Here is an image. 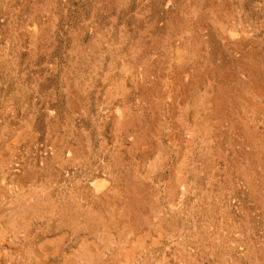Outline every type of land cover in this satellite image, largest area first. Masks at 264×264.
Listing matches in <instances>:
<instances>
[{
	"label": "rangeland",
	"instance_id": "374dc122",
	"mask_svg": "<svg viewBox=\"0 0 264 264\" xmlns=\"http://www.w3.org/2000/svg\"><path fill=\"white\" fill-rule=\"evenodd\" d=\"M0 264H264V0H0Z\"/></svg>",
	"mask_w": 264,
	"mask_h": 264
}]
</instances>
